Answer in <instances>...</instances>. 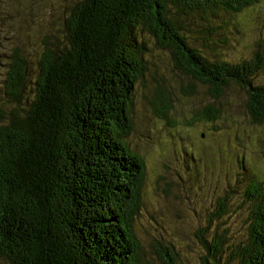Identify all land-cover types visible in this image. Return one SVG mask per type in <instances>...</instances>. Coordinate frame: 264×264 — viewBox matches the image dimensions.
Returning <instances> with one entry per match:
<instances>
[{"label": "trees", "instance_id": "trees-1", "mask_svg": "<svg viewBox=\"0 0 264 264\" xmlns=\"http://www.w3.org/2000/svg\"><path fill=\"white\" fill-rule=\"evenodd\" d=\"M257 1L70 0L62 36H46L34 75L32 60L20 48L12 52L0 87V264H151L135 226L145 163L126 141L136 83L147 72L144 37L217 100L187 123L218 120L235 85L249 98L250 123L262 125L264 85L256 79L264 42L241 62L209 55ZM187 19L201 24L192 32ZM157 90L158 117L175 124L169 92ZM194 90L184 87L188 95ZM218 201L216 220L229 209L227 197ZM245 203L246 241L228 246L210 222L197 231L203 264H264V182L253 180ZM168 244L152 240L151 255L181 264Z\"/></svg>", "mask_w": 264, "mask_h": 264}, {"label": "rangeland", "instance_id": "rangeland-1", "mask_svg": "<svg viewBox=\"0 0 264 264\" xmlns=\"http://www.w3.org/2000/svg\"><path fill=\"white\" fill-rule=\"evenodd\" d=\"M69 6L70 0H0V87L16 48L32 60L35 74L46 36H62L58 30ZM187 22L192 32L201 24L200 20L195 26ZM232 24L222 36L227 42L216 52L210 51V57L231 62L252 57L257 44L264 42V0L247 7ZM144 38L149 48L147 72L136 83L134 129L126 139L146 169L136 232L151 264H162L151 255L152 240L173 244L181 264H203L205 252L197 231L208 222L212 230L228 236V246L235 247L249 236L245 192L254 179L264 182V124L250 123L249 98L235 85L224 93L218 120L187 123L194 113L217 100L206 86L177 70L169 52L159 49L150 36ZM256 80L264 85V71ZM190 85L195 90L188 95L184 87ZM159 86L170 94L169 116L175 124L158 117L153 106L158 103ZM223 197L228 198L229 209L216 220L211 215Z\"/></svg>", "mask_w": 264, "mask_h": 264}]
</instances>
